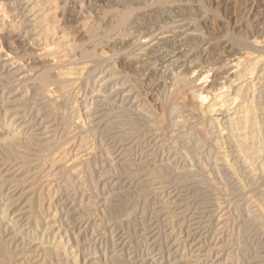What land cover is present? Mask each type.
Instances as JSON below:
<instances>
[{"label": "rangeland", "instance_id": "obj_1", "mask_svg": "<svg viewBox=\"0 0 264 264\" xmlns=\"http://www.w3.org/2000/svg\"><path fill=\"white\" fill-rule=\"evenodd\" d=\"M35 15L47 20L42 30ZM236 55L247 57L244 67L264 57V0H0V139L14 128L35 139L19 145L28 149L27 160L16 155L8 162L0 153V175L17 200L8 215L26 214L15 228L6 221L0 227L6 244L0 264H21L28 256L22 264H145L153 250L156 264H175L181 256L182 264H264L263 110L261 157L250 156L246 164L255 166L247 168L245 155L241 160L229 142L228 112L213 113L210 98L202 104L193 97L201 86L207 92L236 79L226 73ZM204 74L208 80L197 85ZM261 89L257 105L264 109ZM240 97L232 113L240 110ZM18 113L26 117L25 130L23 119L11 123ZM155 165L164 170L160 179L150 174ZM186 206L202 213L195 215L206 242L199 262L197 252H174L167 243L174 214L173 237L195 227L181 212ZM43 239L60 243L46 262L38 249Z\"/></svg>", "mask_w": 264, "mask_h": 264}, {"label": "bare ground", "instance_id": "obj_2", "mask_svg": "<svg viewBox=\"0 0 264 264\" xmlns=\"http://www.w3.org/2000/svg\"><path fill=\"white\" fill-rule=\"evenodd\" d=\"M28 1V0H27ZM40 1V0H39ZM44 3L46 4V2L44 1ZM48 3H50L49 1H48ZM54 3H55V1H54ZM38 4H41V3H38ZM49 5V4H48ZM34 7H30L31 9L29 10V12L30 11H32V12H34V14L35 13H37L38 11H37V9H35V8H37L35 5H33ZM38 6H40V5H38ZM42 7L44 6V5H41ZM25 7H27V5L25 6ZM45 7V6H44ZM20 8V7H19ZM57 8V7H56ZM46 9V8H45ZM44 9V10H45ZM55 10V9H54ZM53 10V11H54ZM126 10V9H125ZM40 11V10H39ZM41 11H42V9H41ZM51 11V10H50ZM57 11V10H56ZM31 13V12H30ZM49 13V12H48ZM127 13V12H126ZM129 13H130V11H129ZM128 14V13H127ZM123 15H125V14H123ZM122 15V16H123ZM25 16V15H24ZM46 16H49V15H46L45 14V17ZM55 16V15H54ZM26 17H27V15H26ZM124 17V16H123ZM190 17V16H189ZM25 18V17H24ZM33 18V17H32ZM31 18V19H32ZM40 18V16L38 17V16H34V19H32V21L34 20V26L37 28V27H40V29L42 28V22H44V19H39ZM4 19V18H3ZM48 19H50V16L47 18V20ZM2 20V19H1ZM46 20V21H47ZM122 20V19H121ZM18 21V20H17ZM16 21V22H17ZM25 21V20H24ZM45 21V22H46ZM49 21H51V20H49ZM159 21V20H158ZM45 22H44V24H45ZM56 23V22H55ZM184 23V22H183ZM21 24V23H20ZM29 24V23H28ZM123 24V23H122ZM124 25V24H123ZM55 26H57V25H55ZM34 27V28H35ZM170 27V26H169ZM54 28L55 27H53V31H54ZM57 28V27H56ZM43 29H45L44 27H43ZM42 30V29H41ZM46 30H49V28H46L45 29V31ZM88 30V29H87ZM92 30V29H91ZM97 30V29H96ZM126 30V29H125ZM37 31V30H36ZM52 31V32H53ZM91 32V31H90ZM99 32V31H98ZM33 33V32H32ZM36 33V32H35ZM42 33H43V31H42ZM47 33V32H46ZM50 33V32H49ZM56 33V32H55ZM93 34H95V33H93ZM154 34V33H153ZM164 35V34H163ZM37 36V35H36ZM39 36V35H38ZM51 36V35H50ZM61 36V35H60ZM62 37L64 38V36L62 35ZM94 37V36H93ZM39 38V37H38ZM46 38V37H45ZM48 38V37H47ZM63 38H62V40H63ZM141 38V37H140ZM151 38V37H150ZM66 39V38H65ZM52 40V39H51ZM257 40V39H256ZM50 41V40H49ZM60 41V40H59ZM59 41H57L58 43H59ZM261 41V40H260ZM52 42V41H51ZM254 42V41H253ZM263 42V41H262ZM54 43V42H53ZM64 43H65V41H64ZM45 44V43H44ZM62 44V43H61ZM67 44V43H66ZM256 44V43H255ZM44 46V45H43ZM46 47H48L49 48V46H47V45H45ZM59 47H60V45H58ZM68 46V45H67ZM60 48H62L63 49V46L62 47H60ZM46 49V48H45ZM61 49V50H62ZM67 49V48H66ZM48 50V49H47ZM60 50V51H61ZM63 50H65V49H63ZM49 51V50H48ZM52 51H53V49H52ZM55 51V50H54ZM53 51V52H54ZM45 52V51H44ZM50 52V51H49ZM59 52V51H58ZM65 53H66V51H64ZM68 52V51H67ZM70 52V51H69ZM68 52V53H69ZM63 53V52H62ZM71 53V52H70ZM69 53V54H70ZM84 53H86V52H84ZM64 54V53H63ZM68 54V55H69ZM72 54V53H71ZM55 55V54H54ZM104 55V54H103ZM111 55V54H110ZM242 55V54H241ZM249 55V54H248ZM66 56V55H65ZM71 56V55H70ZM260 56V55H259ZM258 56V57H259ZM69 57V56H68ZM249 57H250V55H249ZM257 57V59H256V61L255 62H253V63H250V65H247L246 67H244L243 66V63L245 64V62H244V60H246V58L247 57H242V56H239V57H237V55H236V58L234 59V60H231L230 62H229V64H228V67H227V71H226V73H232V74H235L236 76H237V80H239V79H241V83H239L238 84V88H237V90H235V92H233V91H230L231 89V85H233L232 83L233 82H235V78H232V77H230V78H232V79H230V83H229V81H228V84H227V81H223L222 83H220L219 85H218V88H216V89H214V90H208L207 92L206 91H204L203 90V88H204V86H201L200 88H198L196 91H195V94H194V92H193V94H194V96L193 97H196V98H198L199 100H200V102L202 103V104H204V102L206 101V100H208L209 98H210V104H209V106H208V109H210V111L211 112H213V111H215V109H217V108H219V107H222L221 109H224V110H222L223 112H228L227 113V120H229V121H227L228 122V125H226V126H228V128H229V131H230V134H229V142L230 143H232L234 146H235V153H237V156L241 159V160H243L242 159V156H243V158H244V155H245V161H243V163H244V166L246 165V167L248 168V166L249 165H247L248 163H252V161H247L248 160V158L250 159V156H252V155H254V157H256V158H260L261 156L260 155H258V149H256L257 147H256V143H257V138H258V133H260V131H259V129L257 128V126L259 127V124H258V120H259V122H260V115L258 114V113H260L259 111H262L263 110V113H264V109L262 108L261 109V106L260 107H258V105L257 104H259L261 101V98L260 99H257L256 98V94H258V95H260V93H261V91H258L259 89H261V88H264V85H263V78H264V68L263 69H261V67L264 65V57H260V58H258ZM54 58V57H53ZM67 59V58H66ZM55 60V59H54ZM64 59H62V61H63ZM248 60H249V58H248ZM59 61V60H58ZM72 61V60H71ZM67 63V62H66ZM225 63V62H224ZM103 65V64H102ZM84 66V65H83ZM82 66V67H83ZM71 67V66H70ZM72 67H73V65H72ZM71 67V68H72ZM223 67H225V66H223ZM72 69H74L75 70V68H72ZM72 69H71V71H72ZM218 69V68H217ZM225 69V68H224ZM81 71H83L82 69H80ZM69 71V70H68ZM222 71V70H221ZM261 71H263L261 74H260V72ZM75 72H77V70L75 71ZM208 72H209V70H208ZM225 72H224V74H226ZM46 74V73H45ZM66 74V73H65ZM71 74H73L72 72H67V76L69 75V76H72ZM75 74V73H74ZM115 75V74H114ZM227 75V74H226ZM74 77H75V75H73ZM77 76V75H76ZM228 76V75H227ZM63 77H64V75H63ZM66 77V76H65ZM64 77V78H65ZM60 78H62L61 76H60ZM67 78V77H66ZM69 78V77H68ZM44 79V78H43ZM197 79V78H196ZM46 80V79H45ZM58 80V79H57ZM62 80V79H61ZM67 80V79H66ZM70 80V79H69ZM107 80V79H106ZM208 80V75L207 74H204L203 76H201L199 79H198V81L196 82L197 83V85H203V82L204 83H206L205 81H207ZM224 80V79H223ZM47 81V80H46ZM48 81H50V79L48 80ZM96 81V80H95ZM196 81V80H195ZM57 82V81H56ZM60 82V81H59ZM67 82V81H66ZM199 82V83H198ZM239 82V81H238ZM49 83V82H48ZM193 83H195V82H193ZM192 84V83H191ZM194 85H196V84H194ZM236 85V84H235ZM217 86V85H216ZM121 87V86H120ZM233 87V86H232ZM211 88V87H210ZM235 89V88H234ZM233 90V89H232ZM262 90V89H261ZM230 92H233V93H230ZM110 93V92H109ZM112 93V92H111ZM4 95V94H3ZM240 95L242 96V98L240 97ZM41 97V96H40ZM238 97H240L241 98V100L243 99V101H242V103H241V105L240 106H238L239 108H240V110L237 112L236 111V113L233 111V113H232V111L231 110H233L234 108H235V106L236 105H238V104H240V103H238V104H236V101L238 100ZM101 100V99H100ZM260 102H259V101ZM239 101V100H238ZM237 101V102H238ZM263 101V100H262ZM259 102V103H258ZM201 103H200V105H201ZM262 103V102H261ZM260 103V104H261ZM236 104V105H235ZM112 105V104H111ZM235 105V106H234ZM204 106V105H203ZM20 107V106H19ZM234 107V108H233ZM237 107V108H238ZM113 108V107H112ZM116 108V107H115ZM233 108V109H232ZM238 108V109H239ZM205 109V108H204ZM22 110V109H21ZM137 111V110H136ZM203 111V110H202ZM205 111V110H204ZM203 111V112H204ZM221 111V112H222ZM230 111H231V113H230ZM110 112V111H109ZM143 112V111H142ZM108 113V112H107ZM115 113H116V111H115ZM144 113V112H143ZM214 113V112H213ZM237 113L238 114H240L239 115V118L237 117V118H235L236 116H235V114L237 115ZM262 113V112H261ZM262 113V114H263ZM104 114H106V113H104ZM112 114V113H111ZM29 115V114H28ZM106 115H108V114H106ZM131 115V114H130ZM233 115V116H232ZM138 116V115H137ZM109 117V116H108ZM120 117V116H119ZM128 117V116H127ZM130 117H133V116H130ZM142 117V116H141ZM23 118H26V117H24V115L22 114L21 115V113L19 114H17L15 117H13V119L11 120V123L12 122H18L20 119H23ZM103 118H105V117H103ZM106 118H107V116H106ZM116 118V117H115ZM147 118V117H146ZM259 118V119H258ZM120 119V118H119ZM129 119H131V118H129ZM138 119H140V118H138ZM258 119V120H257ZM24 120V119H23ZM114 120V119H113ZM125 120V119H124ZM128 120V119H127ZM141 120V119H140ZM143 120V119H142ZM262 120H264V119H262ZM261 120V121H262ZM32 121V120H31ZM31 121H29V122H31ZM107 121V120H106ZM129 121V120H128ZM128 121H126V122H128ZM133 121H135V120H133ZM132 121V122H133ZM119 122V121H118ZM121 122V121H120ZM130 122V121H129ZM226 122V123H227ZM23 123V125L21 126L22 127V130H25L26 129V123H27V121H23L22 122ZM109 123H111V122H109ZM113 123V122H112ZM111 123V124H112ZM142 123V122H141ZM8 124V123H7ZM136 124H138V123H136ZM136 124H134V125H136ZM144 124V123H143ZM123 125H124V123H123ZM144 125H146V123L144 124ZM112 126V125H111ZM121 126V125H120ZM119 126V127H120ZM125 126V125H124ZM127 126V125H126ZM221 126V125H220ZM223 126H225V125H223ZM137 127H139V126H137ZM144 127V126H143ZM146 127H148V126H146ZM17 128V127H16ZM110 128V127H109ZM134 128H136V127H134ZM139 128H141L142 130H143V128L142 127H139ZM138 128V129H139ZM260 128V127H259ZM13 129V128H12ZM31 129H33V128H31ZM105 129H107V127H105ZM114 129V128H113ZM116 129V128H115ZM128 129V128H127ZM130 129V128H129ZM151 129V128H150ZM262 129V128H261ZM110 130V129H109ZM148 130H149V128H148ZM14 132H12L11 133V136L10 137H8L7 136V138L6 139H4V140H1L0 139V153L3 155V157H2V159L3 160H7L8 162H9V160H11V161H13V159H15V156L17 155V156H19L18 157V159L20 158V159H26V155L24 156L22 153H27L26 151L28 150H23V148L21 147V146H19L20 144H21V142L22 141H24L25 142V144L26 145H30V144H34L33 143V141L32 140H34V142H35V139L34 138H31V137H29L28 135H22V133L21 132H18V131H16V129L14 128V130H13ZM31 131V130H30ZM132 131V130H131ZM131 131H130V134H131ZM135 131H136V129H135ZM134 131V132H135ZM147 131V130H146ZM145 131V132H146ZM155 131V130H154ZM157 131V130H156ZM155 131V132H156ZM159 131V130H158ZM259 131V132H258ZM40 132V131H39ZM116 132V131H115ZM125 132V131H124ZM144 132V133H145ZM151 132V131H150ZM149 132V133H150ZM227 132V131H226ZM50 133V132H49ZM114 133V132H113ZM143 133V132H142ZM173 133V132H172ZM225 133V132H224ZM115 134V133H114ZM137 134V133H136ZM135 134V135H136ZM174 134V133H173ZM263 134V133H262ZM148 135V134H147ZM35 136V135H34ZM40 136V135H39ZM140 136V135H139ZM223 136V135H222ZM131 137H133V136H131ZM143 137V136H142ZM101 138V137H100ZM172 138V137H171ZM224 138V137H223ZM3 139V138H2ZM167 139V138H166ZM176 139V138H175ZM227 139V138H226ZM120 140H122V139H120ZM133 140V139H132ZM137 140V139H136ZM148 140V139H147ZM150 140V139H149ZM157 140V139H156ZM162 140V139H161ZM260 140V139H259ZM219 140H217V142H218ZM150 142V141H149ZM225 142V141H224ZM261 142V141H260ZM39 143V142H38ZM229 143V144H230ZM259 143V142H258ZM36 144V143H35ZM41 144V143H40ZM165 144V143H164ZM259 144H261V143H259ZM37 145V144H36ZM221 145V144H220ZM47 146V145H46ZM160 146V145H159ZM178 146H180V145H178ZM20 147L22 148V150H20ZM170 147V146H169ZM168 147V148H169ZM177 147V146H176ZM26 148V147H25ZM43 148V147H42ZM110 148V147H109ZM166 148V147H165ZM179 148V147H178ZM151 149V148H150ZM227 149V148H226ZM115 150V149H114ZM158 150V149H157ZM213 150V149H212ZM229 150V149H228ZM232 150V149H231ZM20 152V155L19 154H17L16 152ZM36 151V150H35ZM136 151V150H135ZM160 151V150H159ZM163 151V150H162ZM227 151V150H226ZM18 152V153H19ZM42 152H40V154H41ZM229 153V152H228ZM227 152H226V154H228ZM0 154V155H1ZM43 154V153H42ZM127 154V153H126ZM219 154V153H218ZM225 154V155H226ZM259 154H260V152H259ZM38 155H39V153H38ZM164 155V154H163ZM130 156V155H129ZM140 156H141V154H140ZM258 156H260V157H258ZM29 157V156H28ZM235 157V156H234ZM253 157V158H254ZM156 158V157H155ZM168 158V157H167ZM225 158V157H224ZM228 158V157H227ZM231 158V157H230ZM137 159V158H136ZM229 159V158H228ZM237 159V158H236ZM27 160V159H26ZM51 160H52V158H51ZM141 160V159H140ZM254 160V159H253ZM258 160H261V159H258ZM228 161V160H227ZM226 161V162H227ZM262 161V160H261ZM27 162L28 161H26L25 162V164H27ZM73 162V161H72ZM131 162V161H130ZM162 162V161H161ZM170 162V161H169ZM229 162V161H228ZM238 162V161H237ZM256 162V161H255ZM258 162V161H257ZM24 163V162H23ZM134 163V162H133ZM137 163V162H136ZM151 163V162H150ZM165 163V162H164ZM247 163V164H246ZM155 164V163H154ZM172 164V163H171ZM170 164V165H171ZM224 164V163H223ZM227 164V163H226ZM230 164V163H229ZM130 166H134L133 164H129ZM191 165H192V163H191ZM231 165V164H230ZM263 165V164H262ZM31 166V165H30ZM112 166V165H111ZM124 166V165H123ZM126 166V165H125ZM148 166V165H147ZM146 166V167H147ZM156 166V165H155ZM165 166H167V165H165ZM243 165H241V167H242ZM251 166H253L252 164H250V166L249 167H251ZM254 166H255V164H254ZM253 166V167H254ZM142 167H144L143 165H142ZM168 167V166H167ZM232 167V166H231ZM259 167V166H258ZM76 168V167H75ZM123 168V167H122ZM165 168V167H164ZM243 168V167H242ZM264 168V167H263ZM126 169V168H125ZM145 169V168H144ZM205 169V168H204ZM256 169V168H255ZM258 169V168H257ZM166 170V169H165ZM169 170V169H168ZM245 170H246V168H245ZM248 170V169H247ZM254 170V169H253ZM119 171V170H118ZM140 171V170H139ZM163 168L159 165V166H156V167H154L153 169H152V171H151V173L150 174H152L154 177H156V178H161V177H163ZM233 171V170H232ZM262 171H263V169H262ZM3 172V171H2ZM30 172V171H29ZM128 172V171H127ZM172 172V171H171ZM254 172V171H253ZM182 173V172H181ZM220 173V172H219ZM256 173V172H255ZM74 174H75V172H74ZM127 174V173H126ZM143 174V173H142ZM180 174V173H179ZM247 174V173H246ZM108 175V174H107ZM121 175V174H120ZM130 175V174H129ZM133 175V174H132ZM167 175V174H166ZM176 175V174H175ZM250 175H253V173L252 174H250ZM131 176V175H130ZM170 176V175H169ZM179 176V175H178ZM185 176V175H184ZM257 176V174L255 175V177ZM118 177V176H117ZM121 177V176H120ZM137 177V176H136ZM254 177V178H255ZM10 178V177H9ZM153 178V177H152ZM159 178V179H160ZM166 178H167V176H166ZM252 178H253V176H252ZM40 179V178H39ZM119 179V178H118ZM171 179V178H170ZM184 179V178H183ZM185 179H186V177H185ZM184 179V180H185ZM244 179V178H243ZM109 180V179H108ZM120 180V179H119ZM172 180V179H171ZM258 180V179H257ZM127 181V180H126ZM130 181V180H129ZM148 181V180H147ZM154 181H156V179L154 180ZM161 181H164V179L162 180L161 179ZM166 181V180H165ZM164 181V182H165ZM10 180L8 179V178H6V176H4L3 174L2 175H0V206H2L3 207V209H2V211H1V214H0V227H2V224L5 222V223H7L8 222V226L10 227H12V228H15L16 227V223H20L21 221H23V220H25V218H24V216L26 215H23V212H21L20 210L19 211H15V212H13L14 214H13V216H12V218L10 219V215H8V212H10L11 211V209H13L14 207V205H15V203H16V199H14L13 198V196H10V194L8 193V191L10 190V186H9V184H10ZM64 182H66V181H64ZM185 182V181H184ZM109 183V182H108ZM140 183V182H139ZM152 183V182H151ZM25 184V183H24ZM36 184H38V183H36ZM133 184V183H132ZM142 184V183H141ZM70 185V184H69ZM15 186V185H14ZM13 187V186H12ZM9 188V189H8ZM65 188V187H64ZM134 188V187H133ZM172 188V187H171ZM170 188V189H171ZM47 189V188H46ZM125 189H127V188H125ZM119 190V189H118ZM129 190V189H128ZM162 190V189H161ZM242 190V189H241ZM121 191V190H120ZM15 192V191H14ZM138 192V191H137ZM142 192V191H141ZM165 193V192H164ZM30 194V193H29ZM141 194V193H140ZM68 195V194H67ZM160 195V194H159ZM213 195V194H212ZM118 196V195H117ZM177 196V195H176ZM39 197V196H38ZM111 197H112V195H111ZM119 197V196H118ZM133 197V196H132ZM144 198V197H143ZM178 198V197H177ZM243 198V197H242ZM40 199V198H39ZM111 199V198H110ZM170 199V198H169ZM41 201V200H40ZM162 201V200H161ZM164 201V200H163ZM173 201V200H172ZM183 201V200H182ZM184 201H186V200H184ZM249 201V200H248ZM51 202V201H50ZM49 202V203H50ZM165 202V201H164ZM145 203V202H144ZM167 203V202H166ZM180 203V202H179ZM250 203V202H249ZM51 204V203H50ZM150 204V203H149ZM190 204V203H189ZM21 205V204H20ZM186 205V204H185ZM188 205V204H187ZM200 205V204H199ZM16 206V205H15ZM105 206V205H104ZM120 206V205H119ZM189 206H191V205H189ZM189 206H186L187 208H184V210L183 211H181L182 213H185V214H190V216H191V219H192V221L193 222H191V224H190V227H193V226H195V227H193L192 228V231H190L189 232V230L190 229H188V233L186 232L185 234L184 233H182V236H180V237H173L174 236V230L176 229H174V227L175 226H173L172 227V222H173V220H174V218H176L175 217V214L173 215V217H171L170 219V222H168V225H167V230H169L170 232H169V235H168V246H169V248H170V250H173L174 252H177V249H181V247H186L189 251H191V253H198V257H196V259H195V261H197V262H199L200 261V259H201V257H202V254H201V252L203 251V244H202V242H205V241H203V235H202V230H203V228H202V226H201V224L203 223V222H200V221H198V219H197V217H195V215L198 213V214H200L201 212H199L200 211V209L198 208V207H194V209L193 210H195V212H193L192 211V209H191V207H189ZM193 206H194V204H193ZM89 207V206H88ZM110 207V206H109ZM126 207V206H125ZM91 208V207H90ZM105 208V207H104ZM112 208V207H111ZM115 208V207H114ZM254 208V207H253ZM23 209V208H22ZM86 209V208H85ZM171 209V208H170ZM169 209V210H170ZM204 209V208H203ZM104 210V209H103ZM148 210V209H147ZM150 210V209H149ZM181 210V209H180ZM226 210V209H225ZM248 210V209H247ZM114 211V210H113ZM127 211V210H126ZM129 211V210H128ZM205 211H207V210H204V212ZM85 212V211H84ZM156 212V211H155ZM203 212V211H202ZM203 212V213H204ZM213 212V210H211V213ZM252 212V211H251ZM81 213V212H80ZM93 213V212H92ZM118 213V212H117ZM152 213V212H151ZM169 213H172V212H169ZM143 214V213H142ZM177 214V213H176ZM188 214V215H189ZM205 214V213H204ZM204 214H203V216H204ZM49 215V214H48ZM131 215V214H130ZM129 215V216H130ZM155 215H156V213H155ZM165 215V214H164ZM163 215V216H164ZM178 215V214H177ZM184 215V214H183ZM253 215V214H252ZM151 216V215H150ZM189 216V217H190ZM201 216H202V213H201ZM207 216V215H206ZM205 216V218L207 219V217ZM83 217V216H82ZM8 218V220H6ZM75 218V217H74ZM150 218V217H149ZM202 218V217H201ZM48 219V218H47ZM56 219V218H55ZM77 219V218H76ZM200 219V218H199ZM209 219V218H208ZM42 220V219H41ZM69 220V219H68ZM113 220V219H112ZM137 220V219H136ZM139 220V219H138ZM147 220V219H146ZM177 220V219H176ZM218 220V219H217ZM253 220V219H252ZM255 220V219H254ZM90 221V220H89ZM109 221V220H108ZM202 221H203V219H202ZM55 222V221H54ZM106 222V221H105ZM133 222V221H132ZM140 222V221H139ZM26 223H28V222H26ZM51 222H47V227H46V231H48L49 233H51L50 231H53L52 230V226H51V224H50ZM104 223V222H103ZM143 223V222H142ZM32 224V223H31ZM68 224V223H67ZM71 224V223H70ZM99 224V223H98ZM123 224V223H122ZM179 224V223H178ZM183 224V223H182ZM204 224V223H203ZM28 225V224H27ZM86 225V224H85ZM136 225V224H135ZM143 225V224H142ZM160 225V224H159ZM187 225V224H186ZM222 225V224H221ZM32 226V225H31ZM102 226V225H101ZM161 226V225H160ZM177 226H179V225H177ZM182 226V225H181ZM10 227V228H11ZM39 227V226H38ZM189 227V226H188ZM4 228V227H3ZM118 228V227H117ZM136 228V227H135ZM156 228H158V227H156ZM161 228V227H160ZM164 228V227H163ZM116 229V228H115ZM174 229V230H173ZM113 229H111L110 231H112ZM118 230V229H117ZM130 230V229H129ZM165 230V229H164ZM178 230V229H177ZM182 229H180V231H181ZM208 230V229H207ZM210 230H212V229H210ZM4 231H5V229H4ZM7 231V230H6ZM5 231V232H6ZM12 231H14V229L12 230ZM15 231H16V229H15ZM15 231H14V233H15ZM58 231V230H57ZM82 231V230H81ZM80 231V232H81ZM96 230H94V232H95ZM105 231V230H104ZM114 231V230H113ZM112 231V232H113ZM120 231V230H119ZM125 231V230H124ZM140 231V230H139ZM179 231V233H180V235H181V232ZM22 232V231H21ZM116 232V231H115ZM19 232H17V234H18ZM43 233V232H42ZM107 233H111V232H107ZM120 233V232H119ZM152 233V232H151ZM150 233V234H151ZM175 233H177V232H175ZM210 233H211V231H210ZM16 234V233H15ZM27 236H30L29 234H31L30 232H27V233H25ZM106 234V233H105ZM144 234V233H143ZM146 234V233H145ZM158 234V233H157ZM184 234V235H183ZM80 235V234H79ZM108 236H109V234H107ZM106 235V236H107ZM111 235V234H110ZM112 235L114 236V233H112ZM177 235H179V234H177ZM112 236V237H113ZM145 236V235H144ZM156 236H158V235H156ZM17 237V236H16ZM19 237V236H18ZM55 237V236H54ZM125 237V236H124ZM155 237V236H154ZM63 238V237H62ZM78 238V237H77ZM86 238V237H85ZM98 238V237H97ZM115 238H116V235H115ZM114 238V239H115ZM122 238V237H121ZM121 238H119V240L121 239ZM208 238V237H207ZM102 239V238H101ZM113 239V240H114ZM154 239H156V238H154ZM51 240H53V239H51ZM46 241V240H42L40 243H38V249H41V252L42 253H40V255L41 256H43L44 257V259H43V261L44 262H46L45 260H47L51 255H53L55 252H58V249L60 248L59 246H60V243L59 242H56L55 240H53V241ZM100 240V239H99ZM116 240V239H115ZM152 240V239H151ZM1 241V240H0ZM142 241H144V240H142ZM85 242V241H84ZM97 242V241H96ZM108 242V241H107ZM115 242H117L118 243V241H115ZM125 242V241H124ZM121 244L123 243V242H120ZM154 243V242H153ZM206 243V242H205ZM124 244V243H123ZM139 244V243H138ZM166 244V243H165ZM5 241H3V242H1L0 243V249H2V251L5 249ZM101 245V244H100ZM143 245H145V244H143ZM118 246V245H117ZM18 247V246H17ZM139 247H141V246H139ZM154 247V246H153ZM179 247V248H178ZM211 247H212V245H211ZM161 248V247H160ZM168 248V247H167ZM207 248H210V245H209V247H207ZM216 248H218V247H216V245L214 244V246H213V249H216ZM23 249V248H22ZM65 249V248H64ZM106 249V248H105ZM143 249V248H142ZM213 249H211V250H209V251H207L206 253H204V255L207 257V259H208V257H210L212 254V251H213ZM253 249V248H252ZM21 250V249H20ZM19 250V251H20ZM62 250V249H61ZM137 250V249H136ZM205 250V249H204ZM1 251V250H0ZM184 251V250H183ZM182 251V252H183ZM158 252V251H157ZM156 252V250H153V252H151V254H150V257H146L145 259H144V262H145V264H156L157 262H158V257H157V255H159L158 253ZM169 252V251H168ZM214 252V251H213ZM2 253V252H1ZM5 253V252H4ZM186 253V252H185ZM210 253V254H209ZM201 254V255H200ZM191 255V254H190ZM203 255V256H204ZM216 255H218V254H216ZM22 256H24L23 254H22ZM136 256V255H135ZM192 256V255H191ZM205 256H204V258H205ZM171 257V256H170ZM175 257V256H174ZM213 257V256H212ZM180 258V257H179ZM186 258V257H185ZM239 258V257H238ZM248 258V257H247ZM253 258V257H252ZM256 258V257H255ZM27 259H29V256H28V258H24V260H22V258H21V260H22V263L23 262H27L28 260ZM176 259V258H175ZM174 259V260H175ZM178 259V258H177ZM187 259V258H186ZM228 259V258H227ZM240 259V258H239ZM254 259V258H253ZM257 259V258H256ZM3 261L4 260H0V263H3ZM42 261V262H43ZM184 261V259H183V256H181V258L180 259H178V260H175V264H182V262ZM254 261V260H253ZM16 262V261H15ZM131 262V261H130ZM21 263V264H22ZM129 263V262H128ZM143 263V262H142ZM174 263V262H173ZM211 263V262H210ZM214 263V262H213ZM249 263V262H248ZM39 264V263H38ZM52 264V263H51ZM93 264V263H92ZM95 264H96V262H95ZM171 264V263H170ZM256 264V263H255Z\"/></svg>", "mask_w": 264, "mask_h": 264}]
</instances>
